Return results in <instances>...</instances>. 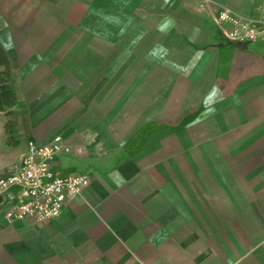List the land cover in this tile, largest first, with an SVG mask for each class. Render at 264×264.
<instances>
[{
    "label": "crops",
    "instance_id": "0c3cea01",
    "mask_svg": "<svg viewBox=\"0 0 264 264\" xmlns=\"http://www.w3.org/2000/svg\"><path fill=\"white\" fill-rule=\"evenodd\" d=\"M216 4L264 14V0H0L16 146L61 134L55 169L91 179L46 222L0 205V264H264V42H225Z\"/></svg>",
    "mask_w": 264,
    "mask_h": 264
},
{
    "label": "built area",
    "instance_id": "2783aa9c",
    "mask_svg": "<svg viewBox=\"0 0 264 264\" xmlns=\"http://www.w3.org/2000/svg\"><path fill=\"white\" fill-rule=\"evenodd\" d=\"M216 9L214 22L225 42L236 45L264 42V14L252 19L235 13L227 5L216 4ZM70 150L61 134L46 142H29L22 162L0 177V205L6 221L14 223L28 217L39 222L54 219L69 199L83 192L91 181L88 175H64L55 169L59 155Z\"/></svg>",
    "mask_w": 264,
    "mask_h": 264
},
{
    "label": "rangeland",
    "instance_id": "374dc122",
    "mask_svg": "<svg viewBox=\"0 0 264 264\" xmlns=\"http://www.w3.org/2000/svg\"><path fill=\"white\" fill-rule=\"evenodd\" d=\"M11 109H13V107ZM15 112L16 111L14 110L13 114H7L6 112L0 111V168L3 169V170L0 171V176H2V177H3V175H7V174L11 173L12 171H14V169L16 168V166H18L20 164L21 160H22V154H23V150H24L23 145L21 147H17V146H14V145H9L6 142L7 141V138L9 137V134L6 131L5 123L8 120L11 119L13 121L12 135L14 136L15 139L18 140L19 137H17V134L19 132L23 131V128H24V126L22 128L18 127L19 126V124L17 125L18 116H16V113ZM4 120H5V122L2 125L1 124V121H4ZM17 131H19V132L17 133ZM6 163L12 164V166L10 165L9 168L4 169L3 167L5 166ZM218 190L220 191V189H218ZM223 192H225V191H222V193ZM201 195H202V193H201ZM218 201L219 200H217V203H218ZM218 204H220V203H218ZM218 208L220 209V207H218ZM220 211L222 213L223 212H226L224 206L221 207ZM225 215H227V218H228L231 214L227 210V212H226ZM200 226H201L200 229L203 228L206 231V229H205V226H207V223L206 222L204 223V225L201 222L200 223ZM221 240L223 242V239H221ZM235 241H236V243L238 245V241L236 239H235ZM203 254H205V253H203ZM206 257H207V254H206ZM218 263L219 264H225V262L222 261V260H220Z\"/></svg>",
    "mask_w": 264,
    "mask_h": 264
},
{
    "label": "trees",
    "instance_id": "16d2710c",
    "mask_svg": "<svg viewBox=\"0 0 264 264\" xmlns=\"http://www.w3.org/2000/svg\"><path fill=\"white\" fill-rule=\"evenodd\" d=\"M0 111L13 114L11 109L17 100L14 85L11 82V68L7 53L0 43ZM13 121L10 119L5 123V128L9 137L7 144L16 146L19 141L12 135Z\"/></svg>",
    "mask_w": 264,
    "mask_h": 264
},
{
    "label": "water",
    "instance_id": "95a60500",
    "mask_svg": "<svg viewBox=\"0 0 264 264\" xmlns=\"http://www.w3.org/2000/svg\"><path fill=\"white\" fill-rule=\"evenodd\" d=\"M244 45H247V44H244ZM0 200H1V197H0Z\"/></svg>",
    "mask_w": 264,
    "mask_h": 264
}]
</instances>
